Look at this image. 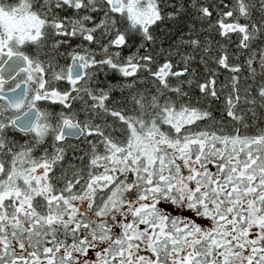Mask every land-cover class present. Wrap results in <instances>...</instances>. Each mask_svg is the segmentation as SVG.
Segmentation results:
<instances>
[{
  "label": "snow or ice",
  "instance_id": "obj_1",
  "mask_svg": "<svg viewBox=\"0 0 264 264\" xmlns=\"http://www.w3.org/2000/svg\"><path fill=\"white\" fill-rule=\"evenodd\" d=\"M0 264H264V0H0Z\"/></svg>",
  "mask_w": 264,
  "mask_h": 264
}]
</instances>
